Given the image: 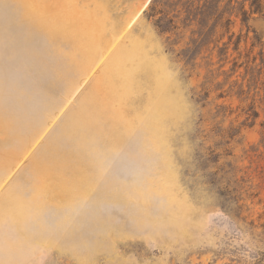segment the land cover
Instances as JSON below:
<instances>
[{
    "label": "rangeland",
    "instance_id": "1",
    "mask_svg": "<svg viewBox=\"0 0 264 264\" xmlns=\"http://www.w3.org/2000/svg\"><path fill=\"white\" fill-rule=\"evenodd\" d=\"M152 1L0 0V264L264 253V3Z\"/></svg>",
    "mask_w": 264,
    "mask_h": 264
},
{
    "label": "bare ground",
    "instance_id": "2",
    "mask_svg": "<svg viewBox=\"0 0 264 264\" xmlns=\"http://www.w3.org/2000/svg\"><path fill=\"white\" fill-rule=\"evenodd\" d=\"M67 34L69 35V32H67ZM82 50L80 49V47L77 48V50H72L70 51V54H82ZM116 75V76H115ZM114 76H110L107 79V81L112 85H114V87H109V90L106 91H102L99 89H94L91 93H89V95H87V97L85 98V105L90 107V108H96L97 110L100 111V113H98L97 117L98 118H102L103 115V111L107 110L108 108H106L104 106V102L106 97H111L112 99H115V95L116 97L120 100V101H128V84L132 85V80H129L128 82V70H124V71H120L115 73ZM104 80V79H103ZM155 94H158L157 91L155 92ZM155 103H160L159 100ZM83 109L86 108L85 106L82 107ZM95 109V110H96ZM127 114V113H126ZM77 166V163H76ZM53 167L56 168V165L54 163Z\"/></svg>",
    "mask_w": 264,
    "mask_h": 264
},
{
    "label": "trees",
    "instance_id": "3",
    "mask_svg": "<svg viewBox=\"0 0 264 264\" xmlns=\"http://www.w3.org/2000/svg\"><path fill=\"white\" fill-rule=\"evenodd\" d=\"M250 1H251V7H255L256 11H262L261 8H262V3H264V0H250ZM162 5H163V0H153L151 10L156 14L158 13L159 6H162ZM155 14H151V16ZM161 21L162 20H160V23L157 24V26L160 28L162 32L168 31L166 28H163L161 26ZM229 22H230V19H229ZM254 264H264V253L259 254L257 256Z\"/></svg>",
    "mask_w": 264,
    "mask_h": 264
}]
</instances>
